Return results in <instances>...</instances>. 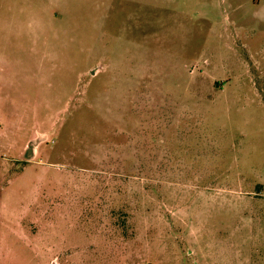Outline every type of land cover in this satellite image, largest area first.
I'll return each mask as SVG.
<instances>
[{
    "label": "rangeland",
    "instance_id": "obj_1",
    "mask_svg": "<svg viewBox=\"0 0 264 264\" xmlns=\"http://www.w3.org/2000/svg\"><path fill=\"white\" fill-rule=\"evenodd\" d=\"M0 264H264V0H0Z\"/></svg>",
    "mask_w": 264,
    "mask_h": 264
}]
</instances>
